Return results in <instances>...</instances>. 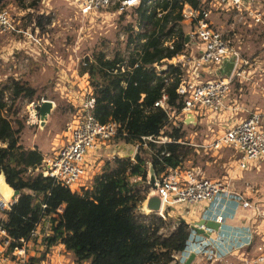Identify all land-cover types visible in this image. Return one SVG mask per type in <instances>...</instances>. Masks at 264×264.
<instances>
[{"label":"trees","instance_id":"trees-1","mask_svg":"<svg viewBox=\"0 0 264 264\" xmlns=\"http://www.w3.org/2000/svg\"><path fill=\"white\" fill-rule=\"evenodd\" d=\"M7 4L0 0V11ZM200 5L201 0H155L151 4L142 0L132 9L138 26L145 24L146 28L135 30L132 23L126 27L128 44L138 40V48L114 57L94 50L82 62L79 72L89 76L98 120L118 122L126 133L118 139L141 144L134 159H108L102 171L80 190L45 176L43 153L21 142L25 122L12 115L18 111L17 100L33 102L38 89L16 77L0 84V174L19 193L0 220L13 239L11 253L46 223L45 249L31 256L28 264H45L48 253L60 244L73 264H170L175 253L187 248L192 235L188 223L179 217L176 220L168 210L165 217L143 213L140 205L153 186L151 171L157 180L166 170L165 164L177 167L191 156L197 158L193 147L180 142L187 134L184 123L169 121L168 112L181 111L184 101L177 92L180 68L168 60L187 45L183 9ZM18 7L36 8L37 3L27 5L19 0ZM37 25L42 28L40 21ZM164 94L168 95L169 111L154 107ZM150 136L173 141L144 139Z\"/></svg>","mask_w":264,"mask_h":264},{"label":"built area","instance_id":"built-area-1","mask_svg":"<svg viewBox=\"0 0 264 264\" xmlns=\"http://www.w3.org/2000/svg\"><path fill=\"white\" fill-rule=\"evenodd\" d=\"M154 1L147 0V4ZM117 2H119L118 12H122L138 7L142 0H78L79 13L83 17H89L98 11L107 10ZM259 3L260 0H201L198 8L186 6L183 9L184 22L192 26L190 39L183 52L168 62L180 68L177 92L183 98L184 105L179 112L169 111L168 95L164 94L154 103V107L168 110L169 121L173 124L181 121L185 128L188 126L196 128L201 118L205 120L208 125V134L202 143L191 141L189 137H185V140L180 142L196 150L202 149L207 155L219 153L224 148H231L236 153V157L226 164L228 167L226 174L220 179L207 177L202 169L191 164L186 165L185 162L177 167L165 164L166 170L156 180L157 192L162 199L161 210L156 213L157 215L165 217L166 211L172 208L198 207L212 203L218 197L234 198L240 201L244 208L261 214L259 205L247 198L246 194L234 190L233 180L238 177L236 169L241 172L259 169L264 163V108L251 111L246 117L240 118L238 115L246 109L234 98L227 101L231 94V86L237 80L243 82L248 79L247 75H250L253 63L251 59L243 55L241 47L236 45L235 34L223 31L211 18L214 12H226L234 15L239 22L246 24L247 20L252 19L253 25H256L263 20ZM143 27L146 28L145 24ZM0 31L22 33L24 37L28 36L35 42V46H43L40 35L20 27L16 18L5 9L0 11ZM230 55L236 57V64L230 76L203 79V75L219 67ZM157 67L160 70L164 68ZM82 76L87 78L85 80L87 86L77 87L72 97L77 102L78 112L71 122L68 139L54 151L52 156L44 157L41 165L45 176H50L74 190H80L99 172V165L95 159L88 158L87 152L96 150L104 153L107 148H110L113 140L117 144L115 139H121L126 135L118 122L110 121L104 124L98 120L95 113L96 97L90 87L89 76L87 74ZM60 79L62 80V75L58 76V80ZM71 82L73 81L67 80L64 85L68 83L72 85ZM261 90L264 97V85L261 86ZM189 114L195 116L196 123L193 121L186 123L185 119ZM144 139L155 142L173 141L163 136H160L158 140L152 136L144 137ZM135 144L138 152L141 143ZM163 154L170 153L163 152ZM17 199H0V206L4 210L10 209ZM146 200L141 202V205H144ZM217 221L222 225L224 217L218 216ZM43 226L41 224L34 230L30 239H23L21 245L11 253L9 248L13 239L6 228L0 224V264H28L29 258L36 251L33 249L35 246L41 245L44 250L45 246L42 242L47 233L41 234ZM194 227L200 226L196 223L191 227L192 235L187 248L174 254L173 263L183 264L191 254L206 257L211 255L206 242L209 240L208 236L206 238L193 236L198 233ZM51 255L52 253L49 252L48 257L51 258ZM45 264H50L49 259ZM255 264H264V233L262 242L258 246Z\"/></svg>","mask_w":264,"mask_h":264},{"label":"rangeland","instance_id":"rangeland-1","mask_svg":"<svg viewBox=\"0 0 264 264\" xmlns=\"http://www.w3.org/2000/svg\"><path fill=\"white\" fill-rule=\"evenodd\" d=\"M260 1L262 2L263 21L251 28H248V24H245L244 28L239 22L235 26V30L237 29L236 31L239 33L238 37L236 36V45L241 47L243 55L251 59L253 63L251 73L247 75L248 79L243 80V82L237 80L231 86L232 98L246 109L238 115L240 118L246 117L251 111L264 108V97L261 90V86L264 85V0ZM7 2L8 4L4 9L16 18L20 27L32 33L35 32V26L32 23L40 21L42 28L39 29L45 33V38L43 39V46L38 47L37 45L34 46L35 44L31 43L32 40L24 37L22 33L0 31V84L8 81L10 77H16L23 82L29 81L32 86L38 89V95L33 102L25 98L17 100L18 111L12 117L25 122L21 142L26 147H42L45 157L52 156L54 151L60 147L61 142L63 140L66 142L68 139L71 122L78 112L77 102L72 98L74 92L77 87L84 88L87 86L85 81L87 78L78 72L84 59L90 57L94 50L104 51L108 57H114L116 53L128 55L138 48L139 42L137 40V42L128 44L129 35L126 27L130 23L138 31L143 30L144 27L138 26L135 9L118 12L116 6L118 7L119 2L116 3L117 5L107 8V10L98 11L89 17H83L79 13L78 0H25L27 5L37 3L36 8H30L26 11L18 7L19 0H7ZM21 11L24 13L22 14ZM222 16L225 22L224 26L227 27L222 29L229 31L231 29L229 25L232 27V16L231 19L228 15ZM212 18L216 26H221L220 20L214 16ZM227 18L228 20H226ZM184 30L190 33L192 26L185 23ZM29 43L33 46L31 47ZM60 75H62V80H58ZM203 79L207 80L208 78L204 76ZM67 80H72V85L70 83L64 85ZM45 100L53 102V109L45 124H42L40 111L38 110L39 112L36 114L33 106L42 105ZM31 103L34 105H29ZM200 123L203 125L205 120L201 118ZM204 130L206 131L203 126L198 128L199 134L194 142L202 140ZM186 131V137H190L194 129L187 127ZM115 140L116 143L124 141ZM113 145H115L114 140L110 148ZM222 150L224 156L214 164L205 167L207 177L220 179L226 174L228 167L225 163L231 158L233 151H224L225 148ZM87 156L90 160L95 159L99 165L97 174L102 171L106 161L112 158L96 150H89ZM198 158L191 156L188 160L192 161L191 165H196L199 164L200 158ZM188 162H185L186 165ZM86 166L88 167V165ZM235 171L238 177L235 176L237 179L233 180L235 182L234 189L243 191L251 185L250 199L253 203L257 201L262 203V208H264V203L261 202L264 201V163L259 169L254 168L242 172L236 169ZM141 207L142 205H140V210ZM191 208L183 211L190 215ZM4 214L5 210L0 206V215ZM48 230L49 223H46L42 227L41 234H46ZM206 242H208V248L211 251V255L206 257L210 258L208 264H255L260 241L257 238L254 247L245 249V255L238 258L234 255H219L216 251L218 247L214 244L213 246L209 240ZM40 247L41 245H37L33 248L36 250L35 252L39 251L38 255L44 251ZM64 250L58 246L55 248V254L64 259L62 264H73L72 256ZM37 254L33 253L32 256ZM51 258L48 257L47 260L50 261Z\"/></svg>","mask_w":264,"mask_h":264},{"label":"crops","instance_id":"crops-1","mask_svg":"<svg viewBox=\"0 0 264 264\" xmlns=\"http://www.w3.org/2000/svg\"><path fill=\"white\" fill-rule=\"evenodd\" d=\"M259 4H260L259 9L262 12V2L260 1ZM29 9L30 8L23 9V10L26 11ZM23 13L24 12H22V14ZM222 15H228V17H230V19L232 16L226 12H214V13H212V16H214V18H217L218 20H220L221 26H219V27L226 29L227 27L224 26L225 22L223 20ZM212 16H211V18H212ZM262 17H263V12H262ZM212 20H213V18H212ZM226 20H228V18ZM232 20H233L232 27H231V25H229V28H231V29L228 28L229 29L228 32H231V33L235 34V36L238 37L239 33L236 31L237 29L235 30V28H236L235 26L239 21L237 20V18L234 15L232 16ZM249 22H251V24ZM37 23L36 22L32 23L35 26V32H32V33L33 34L36 33L39 35L41 33L40 37H42V39H44L45 33L44 32L42 33V31L39 29L40 27H38ZM239 23L241 25H243L245 28L244 22H239ZM246 24H248V26H249L248 28H251L254 24V21H252V19H249V20H247ZM189 25H191V24H189ZM239 27H240V25H239ZM25 37L27 39H29L28 36H25ZM29 40H31V39H29ZM31 43L34 44L33 41H31ZM29 45L31 47L33 46L30 43H29ZM231 99H232V95L230 94L227 101H229ZM29 105L33 106L34 104L31 103ZM40 106L41 105H39L37 107L33 106L34 111L37 112L36 114H38V112L40 111ZM36 109H37V111H36ZM201 126H203L206 129V131L204 130L203 138L198 143H202L206 139V135L208 134V125L206 124V122L203 125H201V123L199 121L196 128L188 126V127L194 129L193 134L192 133H191L192 135L190 134L189 140L196 141L197 136L199 134L198 128H200ZM64 142L65 141L63 140L61 142V145ZM27 148H38L43 153L42 147L32 146V147H27ZM54 148H57V147H54ZM229 150L233 151V154L231 155V158L228 161H226L225 165L231 159L236 157V153L231 148H225L224 151H229ZM194 153H195V155H197V158H198V156L200 158V160L198 161L199 164H196L194 166L202 169L204 171V173H205L204 169L206 166H208L209 164L210 165L214 164L215 162H217L219 160V158L224 156V155H222V154H224L223 150H221L219 153L216 152V153H212V154L210 153L209 155H207L205 153V151H203L202 149L201 150L194 149ZM104 155H105V152H104ZM43 157H45L44 154H43ZM186 162H188L187 163L188 165L192 164L191 160H187ZM200 163H202V164H200ZM234 187H235V182H234ZM250 189H252L251 185H249L247 187V189H245L243 191H238L236 189H234V190L237 191L238 193L246 194L247 198H251L250 195L252 194V192L250 191ZM151 191H152V189H151ZM248 195H249V197H248ZM0 199H5V198L0 194ZM15 199H17V198H15ZM261 202L264 203V201H261ZM255 204L259 205V207H260V211H261L260 215L258 214V212H255L254 210L244 208L240 201H238L234 198L226 199L225 197H218L212 203H206V204H203L201 206L191 208L190 215L188 213H186L185 211H183L184 209H188L184 206H178V207L172 208L171 210H168V212L176 220L179 217L182 220H184L186 223H188L191 227L194 226V224L200 222L202 219L217 220L218 216H220V215L223 216L224 222L222 223L219 231L210 232V231H208L209 229L208 230L205 229L207 234L210 232V235L208 237L206 235H201L199 233H195V235H193V236L200 237V238H206L207 237L209 239V242L212 243V245L214 244L215 246L218 247V250H216V251L218 252L219 255H221V254L231 255V256L234 255V256H236V258H238L239 256L242 257L245 255V251H246L245 249H247L249 247H254V243H255V240L257 238L260 241L258 243V246L262 242V236L264 233V208H262V203H258V201L255 202ZM3 217H5V214L2 216L0 215V220H2ZM250 242H252V243L249 245ZM58 246H59V248L62 247L63 249H65V246L63 244H60ZM58 246L53 247L51 250V253L53 255L51 256L52 258L50 260V264H59V263H62V261H64V259H62L60 256H57L55 254V248H57ZM38 252L39 251H37L36 254ZM34 253H35V251H34ZM189 258H187L183 264H186V262L188 261ZM208 261L209 260L206 258V256H202V255L197 254L194 256V258L191 260V262L189 264H208ZM86 264H89V263H86Z\"/></svg>","mask_w":264,"mask_h":264},{"label":"water","instance_id":"water-1","mask_svg":"<svg viewBox=\"0 0 264 264\" xmlns=\"http://www.w3.org/2000/svg\"><path fill=\"white\" fill-rule=\"evenodd\" d=\"M190 39V33H187L186 35V41L188 42ZM236 64V57L234 55H230L226 57L222 63L217 67L216 69H212L208 71L204 76H206L209 79L217 78V77H223V76H230L233 72L234 66ZM53 109V102L51 100H45L43 101L42 105L40 106V119L42 121V124H45L47 117L51 113ZM186 123L197 122L194 115L189 114L186 119ZM137 154V145L135 143H130L127 141H123L121 143H117L113 145L109 150L105 151V156L107 157H120V158H133ZM151 178L153 181L152 191L150 192L148 199L144 205H142L141 210L147 213H157L161 210V202L162 199L160 195L157 192V184L156 180L154 179L153 171H151ZM0 194L6 199L11 200L14 199L19 193L15 191L6 181V177L4 174H0ZM198 225L200 227H194V229L202 234L209 236L210 232L212 231H219L221 228V223L217 220H207L202 219L200 222H198ZM203 227H206L208 231H210L208 234L206 233L205 229ZM195 254H191L190 258L186 262V264H189L191 260L194 258Z\"/></svg>","mask_w":264,"mask_h":264}]
</instances>
